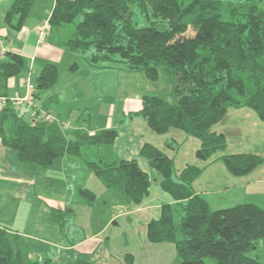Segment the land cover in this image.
I'll return each mask as SVG.
<instances>
[{"label": "trees", "instance_id": "obj_1", "mask_svg": "<svg viewBox=\"0 0 264 264\" xmlns=\"http://www.w3.org/2000/svg\"><path fill=\"white\" fill-rule=\"evenodd\" d=\"M37 1L12 0L5 24L20 30ZM46 1L54 3L48 21L51 29L74 26V36L64 43L68 52L81 54L94 68L143 72L152 82L164 81L166 91L145 95L141 108L131 116L143 118L157 134L177 128L200 139V159L208 160L227 147L226 137L211 129L228 109L248 107L264 121V0ZM133 7L147 18L166 21L168 29H159L155 22L139 26L133 20ZM25 65L20 54L8 51L0 56V98L7 100L0 108L3 143L18 160L44 167L66 154L79 157L111 192L127 198L135 208L145 206L153 188L151 175L136 160L107 162L100 152L102 146L114 144L116 130L93 135L77 131L68 139L18 113L20 107L7 97V89ZM58 77V66L48 64L34 89L28 90L39 97ZM140 154L160 173L162 192L175 202L163 204L161 217L148 224L151 243L175 245L174 264H264L248 256L264 239V208L244 203L211 210L192 188L201 174L199 168L188 166L177 176L173 161L156 147L145 144ZM222 160L235 176L247 175L264 162L246 154ZM80 192L89 205L94 204L92 192ZM55 216L63 227L64 213L57 211ZM0 264L56 263L51 259L25 262L0 228Z\"/></svg>", "mask_w": 264, "mask_h": 264}, {"label": "crops", "instance_id": "obj_2", "mask_svg": "<svg viewBox=\"0 0 264 264\" xmlns=\"http://www.w3.org/2000/svg\"><path fill=\"white\" fill-rule=\"evenodd\" d=\"M11 3L12 0H0V56L10 51L25 58L24 72L10 79L7 89V97L25 99L21 106L33 111L31 114L20 106L18 113L24 119L38 115L43 123L33 120V124L50 127L68 139H73L77 131L93 135L107 129L116 130L118 137L114 144L100 149L107 162L136 160L151 175L150 170L154 169L140 154L142 147L150 144L173 161L177 176L188 166L201 170L192 188L208 202L211 210L244 203L264 208V162L247 175L235 176L222 160L224 156L243 154L264 159V121L254 110L248 107L228 109L223 119L211 129L226 137L227 147L208 160L200 159L197 156L202 144L200 139L177 128L160 135L143 118L131 116L141 108L145 95L166 91L167 86L160 83L162 79L152 82L143 72L94 68L84 58L75 59L78 54L53 45L48 35V30H53L48 22L54 6L52 1L38 0L22 28L18 31L10 29L4 18ZM41 30H44L43 37ZM65 41L63 38L61 44L64 45ZM81 61L91 69L87 67L80 73ZM63 62L70 75L69 83L61 84L57 90ZM48 64L58 66V81L51 89L34 97L27 84L35 85ZM97 71L104 77L96 78ZM110 98L113 101L108 102ZM44 113L51 115L52 119L47 120ZM152 174L158 175L155 181L160 184L161 175L157 171ZM81 190L92 192L95 201L102 203V208L111 205L109 200L112 198L122 205H111V219L100 224L93 214L94 207L82 197ZM155 195L156 198L150 195L145 206L135 208L127 198L111 193L79 157L66 154L48 167L22 162L0 137V228L5 229L12 249L22 259H25L22 252L25 245L19 243L21 237L29 240L32 258L25 257L31 262L51 259L56 264H78L82 260L93 264H129L127 257L132 254L126 248L128 242L122 245L119 231L111 230L117 225L116 221L124 220L129 224L130 234L136 238V230H140L141 239L145 238L152 252L154 248L156 254L164 252L153 262L171 264L176 258L175 245L150 243L148 224L161 217L163 204L175 202L162 190ZM120 197L124 200L121 201ZM57 211L64 213L60 218L64 220L63 227L55 216ZM14 235L17 236L16 242L11 240ZM133 258L134 264H143Z\"/></svg>", "mask_w": 264, "mask_h": 264}, {"label": "rangeland", "instance_id": "obj_3", "mask_svg": "<svg viewBox=\"0 0 264 264\" xmlns=\"http://www.w3.org/2000/svg\"><path fill=\"white\" fill-rule=\"evenodd\" d=\"M234 2H241V1H244V0H232ZM264 3V1H263ZM264 6V4H262ZM138 8L137 7H133V20L135 23H138L139 26H144V25H148L150 23H156V26L161 29V30H166L168 29V24L166 21H161V20H158L156 21L155 19H153L152 17L150 18H147L146 15L142 14L140 11L137 10ZM51 10V9H50ZM49 32V41L50 42H54L53 45H55L56 47H58L59 49H62L63 51H67L66 50V47L65 45L61 44L63 38L65 40H68L69 38L73 37L74 35V32H75V29H74V26L73 25H66L65 27L59 29V30H48ZM68 52V51H67ZM70 57H73V56H70ZM78 57H81V58H78ZM75 59H83V56L81 54H78L77 56H75ZM84 61V60H83ZM81 61V64H83V66L80 64V67H81V72L82 73L83 71H85L87 69V67L89 69H91V67L85 63ZM64 63H62L61 65V68H62V78L60 80V85L56 88L57 90L60 89L61 87V84H66V83H69V78H70V75L68 74V72L65 70L64 68ZM103 74L100 73L99 71H97V75H96V78H103ZM106 78L107 75H106ZM107 85H108V82L106 81ZM164 83V81L160 82ZM81 98V97H80ZM80 98L77 100L76 103H80ZM107 100V98H106ZM113 101L112 98H110V101L108 102H111ZM22 105V104H21ZM22 107V106H21ZM26 109L27 111H30L31 114H33V111L31 109H27L26 106H23L22 107V110ZM36 116V114H34V117ZM26 120H29V122H32L33 120L38 122V123H43L41 121V118L40 116H36V118H30L28 119L25 118ZM82 160V159H81ZM84 162V161H83ZM85 163V162H84ZM151 169V168H150ZM156 173L155 170H150V173H151V176H152V179H153V188H152V193H151V196L153 197H157V194L158 192L161 191V186L159 183H157L155 181L156 177L158 175H155V174H152V173ZM158 174H160L159 172H157ZM110 191V190H109ZM111 192V191H110ZM113 193V192H111ZM112 195V194H111ZM82 197L86 200V197H84L82 195ZM119 197V196H117ZM115 198H112L110 199V204L113 205V206H119V205H122V202H119L118 200H114ZM121 201L124 200V198H119ZM85 202V201H84ZM101 202H96L93 204V205H89L91 207H94V212L93 214L95 216L98 217V223H102L104 220L108 221L109 219H111V216H112V211H110L111 209V205H106L105 208H102L101 207ZM103 210V211H102ZM212 210H216V209H212ZM179 218V214L177 213L176 214V219ZM178 221H180V218L178 219ZM117 225L115 226H112L111 230L114 231V232H118L120 234V237H118L120 240L119 242L125 246V244L128 242L129 245H126V248H128V250L130 251V254L128 257H127V262L129 264H132L130 262H133L134 264V258L133 256L138 260L142 261L143 264H158L153 262L152 260L157 258V257H160L161 255H163V251L160 253L158 252L157 254L155 253V248L152 252V250H150V248L152 247H148L147 244H146V240L145 238L143 237V239H141V235H140V230H136V234H137V238L135 236H133L132 234H130V231H129V224L127 223V221H124V220H121V221H116L115 222ZM112 224V222H111ZM140 228V226H138ZM141 229V228H140ZM125 233V234H124ZM128 234H130V236H128ZM24 235V234H22ZM125 235V237H124ZM16 239H17V236H11V240L12 241H15L16 242ZM29 240H27L26 238H23L21 237L19 243L21 245H25L23 248H22V252L24 254V258L23 259L25 262H30L29 260L26 259L25 255L28 256L29 258H32V255H30V251H31V248H29V244L28 242ZM150 242V241H149ZM151 243V242H150ZM152 244H155V243H152ZM157 244V243H156ZM160 244V243H159ZM132 248V250H131ZM161 251V250H160ZM248 256L252 257V258H256V259H259L261 262H264V239H261L259 240L257 246L251 250L249 253H248ZM176 258H177V254H176ZM176 258L174 259V261L171 263V264H174L175 261H176ZM34 261L36 259H33ZM208 263H212L211 260H208Z\"/></svg>", "mask_w": 264, "mask_h": 264}, {"label": "built area", "instance_id": "obj_4", "mask_svg": "<svg viewBox=\"0 0 264 264\" xmlns=\"http://www.w3.org/2000/svg\"><path fill=\"white\" fill-rule=\"evenodd\" d=\"M45 28L46 27H44V30H45ZM44 30H41V36L43 37L44 36ZM27 87H28V89L30 90V89H34V85H32L30 82H28V84H27ZM25 99H19V98H16V99H12L11 101L13 102V104H14V106L16 107V108H19L20 106H21V104H23L24 102H26V101H24ZM30 104H32V105H34V103L31 101L30 102V100L29 99H26ZM6 102H7V100L5 99V98H0V108H3L5 105H6ZM44 116H45V118L47 119V120H51L52 119V116L51 115H49L48 113H44Z\"/></svg>", "mask_w": 264, "mask_h": 264}]
</instances>
